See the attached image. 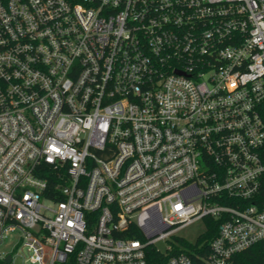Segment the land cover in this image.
Wrapping results in <instances>:
<instances>
[{
  "label": "built area",
  "instance_id": "1",
  "mask_svg": "<svg viewBox=\"0 0 264 264\" xmlns=\"http://www.w3.org/2000/svg\"><path fill=\"white\" fill-rule=\"evenodd\" d=\"M206 219L208 246L177 235ZM15 235L31 264H238L263 242L264 0H0Z\"/></svg>",
  "mask_w": 264,
  "mask_h": 264
},
{
  "label": "trees",
  "instance_id": "2",
  "mask_svg": "<svg viewBox=\"0 0 264 264\" xmlns=\"http://www.w3.org/2000/svg\"><path fill=\"white\" fill-rule=\"evenodd\" d=\"M207 231L201 236L197 244L204 243L206 246L214 239L218 232V223L213 219H206ZM238 264H264V241L260 242L235 257ZM163 258L158 254H153L149 257L150 264H160ZM65 264H74L73 260L67 261Z\"/></svg>",
  "mask_w": 264,
  "mask_h": 264
},
{
  "label": "rangeland",
  "instance_id": "3",
  "mask_svg": "<svg viewBox=\"0 0 264 264\" xmlns=\"http://www.w3.org/2000/svg\"><path fill=\"white\" fill-rule=\"evenodd\" d=\"M45 205L51 206L49 202H44ZM207 231L206 222L204 220L197 221L181 231L178 232V236L184 238L185 240L189 241L192 244H195L199 241L201 236H203ZM18 236L15 235L13 238H8L0 247V251L4 252L5 254H13V262L10 264H31L26 262V260L20 255L22 251L20 247L17 246ZM164 247V245H162ZM0 264H8L6 262H1Z\"/></svg>",
  "mask_w": 264,
  "mask_h": 264
},
{
  "label": "water",
  "instance_id": "4",
  "mask_svg": "<svg viewBox=\"0 0 264 264\" xmlns=\"http://www.w3.org/2000/svg\"><path fill=\"white\" fill-rule=\"evenodd\" d=\"M6 263L10 264L11 263V256H8L6 259Z\"/></svg>",
  "mask_w": 264,
  "mask_h": 264
}]
</instances>
